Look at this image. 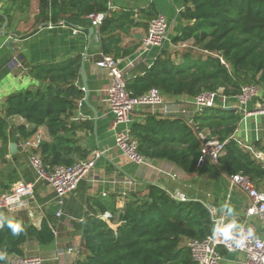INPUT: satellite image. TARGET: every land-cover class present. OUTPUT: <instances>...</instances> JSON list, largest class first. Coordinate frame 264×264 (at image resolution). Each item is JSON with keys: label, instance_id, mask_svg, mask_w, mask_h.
I'll return each instance as SVG.
<instances>
[{"label": "trees", "instance_id": "1", "mask_svg": "<svg viewBox=\"0 0 264 264\" xmlns=\"http://www.w3.org/2000/svg\"><path fill=\"white\" fill-rule=\"evenodd\" d=\"M78 3L86 14L108 12L100 28L102 35L140 25L132 12L111 13L108 0H78ZM183 3L181 15L187 23L174 41L194 42L185 51L184 61L176 63L169 53L161 54L144 75L127 80L128 90L142 95L157 87L163 95L190 97L205 91H222L223 95L234 97L244 85H263L264 0H183ZM119 41L112 35L103 39L105 53L110 52V43ZM80 67L81 59L76 57L31 69L35 79L49 85L44 90H28L9 97L5 114L0 116V139L4 144L16 141V130L9 127L10 119L18 116L30 125V128L26 124L17 127L24 138L46 126L52 140L41 144L40 153L50 168L75 163L74 150L79 160L88 157L87 150H72L70 135L80 128L94 129L93 123L68 125L67 121L76 100L84 94L77 85ZM241 120L238 108L216 106L198 112L194 125L183 117L149 115L144 123H133L131 130L139 142L140 155L173 163L186 173L199 171L202 142L197 132H207L225 142L219 168L228 176L245 174L264 190L263 164L241 148L234 137ZM167 189L148 183L143 198L133 197L127 202L115 229L110 225L113 220L86 216L81 226L87 254L74 264H196L185 240L203 239L211 234V213L201 200L179 201ZM95 203L102 211L107 209L100 200ZM8 221L20 223L23 230L13 235ZM8 221L0 228V251H6L7 256L24 255V245L29 239L42 245L55 241L47 220L41 228L27 226L17 218Z\"/></svg>", "mask_w": 264, "mask_h": 264}, {"label": "crops", "instance_id": "2", "mask_svg": "<svg viewBox=\"0 0 264 264\" xmlns=\"http://www.w3.org/2000/svg\"><path fill=\"white\" fill-rule=\"evenodd\" d=\"M108 3L111 13L132 12L140 25L102 35L96 29L91 31L94 28L92 21L89 14L82 11L78 0H0V116L5 114L11 95L28 90H44L48 87L47 81L37 80L31 75L34 66L64 63L71 58L80 57L81 67L82 63H85V80L80 67L77 85L84 94L76 100L75 108L68 113L67 121L68 125L73 122L91 121L94 129L74 130L70 135V146L72 150H87L88 156L99 147L110 148V152L98 160L92 175L83 180L75 193L65 199L61 207L62 216L57 215L60 207L55 200L54 191L44 182L37 183L34 198L26 208L0 211V228L10 218H17L25 225H34L37 228H41L42 222L47 220L55 233V241L42 245L29 239L24 245V255L41 256L45 260L44 264H74L78 259L85 257L87 250L81 226L85 217L94 215L104 221L113 220L110 225L115 229L127 202L133 197L143 198L147 194V184L151 182L170 191H182L190 199L216 205L220 211H226L230 224L241 222L248 206L247 196L240 189L231 187L229 176L209 159L199 166L197 173H186L179 166L160 159H147L154 167L137 165L116 147L115 130L112 127L114 115L106 101L111 77L108 70L97 65L102 54L118 59L119 66L128 71L127 78L131 79L144 75L163 53H169L176 63L183 62L186 50L184 47L181 49V44L183 46L193 41H174L175 37L181 35L187 23L181 15L184 10L183 0H108ZM106 13L108 16V12ZM158 14L166 16L170 25L171 40L162 50L152 48L143 52L142 38L148 31L151 19ZM111 35L120 41L110 43V52L106 54L103 39ZM137 57L139 61L136 66L128 67L129 61ZM261 89L262 99L264 84ZM163 97L164 102H180L179 107L194 120L197 112L192 97L166 94ZM257 102L258 100L250 102L249 109H254ZM216 103L220 104L217 105L219 108H235L239 102L235 97L225 96L219 91ZM149 115L182 117L165 114L164 107H140L133 114V123H144ZM243 116L242 114L234 137L241 148L261 161L264 159V114ZM21 124L30 128L22 117L10 119L9 129L15 128L16 141L9 140L6 145L0 139V195L8 191L16 181L36 180L27 155L19 147L15 153L11 151V145H17L23 137L21 132L17 131ZM38 132L43 134V142L52 140L46 126L39 127ZM18 135L22 137L19 138ZM74 151L75 159L81 161ZM163 168L166 171L172 168L181 177L172 179L162 171ZM126 177L137 178L134 188L129 189L123 183ZM97 200L107 205V209L102 211L95 203ZM224 205L232 209L231 214ZM107 211L111 213L112 218L104 217ZM188 241L189 239L185 240L186 245ZM69 248H73V252H68ZM58 250L63 252L61 257L57 255ZM221 252V264H242V253H229L223 248ZM6 260L0 264H6Z\"/></svg>", "mask_w": 264, "mask_h": 264}, {"label": "built area", "instance_id": "3", "mask_svg": "<svg viewBox=\"0 0 264 264\" xmlns=\"http://www.w3.org/2000/svg\"><path fill=\"white\" fill-rule=\"evenodd\" d=\"M107 17L105 12H94L89 14L94 28L100 31L103 21ZM170 25L164 14L154 17L148 27V31L142 38L143 52L152 48L163 49L170 42ZM138 57L129 61L128 67L133 68L138 62ZM120 61L112 56L102 54L97 61V65L109 71L111 77L110 85L107 89V104L114 115L112 127L115 130V144L131 162L137 165H148L154 167L144 156L138 152L139 142L132 134L133 114L140 107H164V113L168 115L182 116L190 125L193 118L186 115L185 110L179 107L180 102H164L161 90L157 87L151 88L142 95H134L127 88L128 71L119 66ZM261 86L258 84L244 85L241 92L234 96L238 100L239 111L249 117L253 114H264V98L261 96ZM219 92L205 91L192 97L196 112H202L207 108H214L218 105L216 100ZM260 99V100H259ZM258 100L254 109H249L248 104ZM187 117V118H186ZM201 142V157L199 166L209 159L213 164L220 167V158L225 153V142H220L216 138L209 136L207 132H197ZM18 137H22L18 135ZM44 136L37 132L30 138H23L17 143V147L27 155L29 163L36 175L35 181L21 179L13 183L10 189L0 195V211H16L26 208L34 198L35 189L38 182H44L55 193V200L60 207L57 215H63L61 207L65 199L74 193L80 183L89 178L99 159L110 152V148H97L93 150L86 159L77 161L71 165H57L50 168L44 161L40 146ZM264 166V159L261 160ZM172 179H179V173L170 170H162ZM231 187L240 189L248 198V206L245 209L241 222L236 224L230 231V238L224 235L223 229L230 225L226 211L213 204L202 201L211 213L212 227H217L216 234L207 235L203 239H191L187 246L191 251L193 260L197 264H221L223 255L221 248L229 253H242L244 259L242 264H264V190L247 175L235 173L229 176ZM137 178L126 177L123 183L129 188H134ZM169 194L176 200L187 201L189 196L182 191H170ZM105 218H112L110 212H105ZM68 252H73L69 248ZM57 255H63L62 250L57 251ZM58 258V257H57ZM45 260L38 255H17L8 257L6 264H44ZM61 264V263H58Z\"/></svg>", "mask_w": 264, "mask_h": 264}, {"label": "clouds", "instance_id": "4", "mask_svg": "<svg viewBox=\"0 0 264 264\" xmlns=\"http://www.w3.org/2000/svg\"><path fill=\"white\" fill-rule=\"evenodd\" d=\"M224 207L227 208L229 214L232 213V209L230 207H228L227 205H224ZM8 227L12 230L13 235H18L23 230V227L20 223H14L12 221H8ZM235 227L236 225L233 223L230 224L227 228L223 229L224 235L230 238V231ZM7 255L8 254L6 251H0V262H4L7 259Z\"/></svg>", "mask_w": 264, "mask_h": 264}, {"label": "water", "instance_id": "5", "mask_svg": "<svg viewBox=\"0 0 264 264\" xmlns=\"http://www.w3.org/2000/svg\"><path fill=\"white\" fill-rule=\"evenodd\" d=\"M94 30H95V28H93L91 31H94ZM81 68H82V75H83V78L85 80V63L84 62L82 63V67ZM86 87H87V84H86V81H85V88ZM228 109H234V108L230 107ZM11 151H12V153H15L17 151L16 143H13L11 145ZM212 232H213V234H216V232H217V227L215 225L212 227Z\"/></svg>", "mask_w": 264, "mask_h": 264}, {"label": "rangeland", "instance_id": "6", "mask_svg": "<svg viewBox=\"0 0 264 264\" xmlns=\"http://www.w3.org/2000/svg\"><path fill=\"white\" fill-rule=\"evenodd\" d=\"M193 44H194V42L193 43H189V44L188 43H185L183 46L181 44V49H183V47H184L185 50H187V49L189 50V48H191L193 46ZM218 105H220V104H218ZM163 169L165 170V168H163Z\"/></svg>", "mask_w": 264, "mask_h": 264}]
</instances>
